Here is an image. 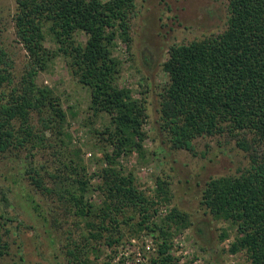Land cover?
Returning <instances> with one entry per match:
<instances>
[{
    "label": "trees",
    "instance_id": "16d2710c",
    "mask_svg": "<svg viewBox=\"0 0 264 264\" xmlns=\"http://www.w3.org/2000/svg\"><path fill=\"white\" fill-rule=\"evenodd\" d=\"M15 2L16 35L29 60L18 79L7 54L0 50V155L29 145L47 148L48 132L57 138L65 135L68 115L60 97L37 82L58 57H64L72 76L90 89L92 113L110 118V126L100 133L113 150L105 155L109 167L100 172L102 182L91 185L87 169L78 164L72 167L77 178L70 188L56 193L60 200L67 198L70 213L89 232L83 243L67 246L69 264H84L87 256L86 262L95 264L89 254H96L98 245L121 244L127 231L131 236L147 231L156 238L150 264H181L173 251L174 240L192 228L191 216L175 207L153 221L159 210H152L173 201L169 183L158 178L151 198L140 190L133 173L124 174L115 165L123 154L137 152L144 157L148 140L145 92L141 90V97L135 98L132 90L119 85L122 63L114 56L118 40L128 46L129 53L132 50L136 0ZM226 2L225 29L170 47L163 64L168 84L159 95L158 123L174 150L193 151L199 138L227 136L248 154L250 165L241 175L211 178L206 183L201 204L236 230L229 252H245L249 264H264V0ZM80 35L87 40L80 41ZM48 39L53 49L47 47ZM32 172L30 185L43 190L41 174ZM21 176L19 172L15 178ZM10 190L2 192L5 200L11 197ZM96 191L101 194L99 203L87 201V194ZM44 192L53 193L47 188ZM28 196L43 226L47 223L49 231L60 228L56 214L41 211L36 199ZM227 236L224 233L222 240ZM55 248L58 259L59 248ZM8 252L0 229V257ZM69 258L75 261L70 263Z\"/></svg>",
    "mask_w": 264,
    "mask_h": 264
},
{
    "label": "rangeland",
    "instance_id": "374dc122",
    "mask_svg": "<svg viewBox=\"0 0 264 264\" xmlns=\"http://www.w3.org/2000/svg\"><path fill=\"white\" fill-rule=\"evenodd\" d=\"M136 6L131 22L132 50L129 53L128 46L118 40L114 56L122 63L119 85L132 90L135 98L141 97V90L145 92L149 119L144 130L148 140L144 157L137 152L123 154L115 165L124 174L133 173L140 190L151 198L156 194L158 178L169 183L173 201L155 207L152 213L159 210V214L153 221L175 207L191 216L192 228L174 240L173 251L181 264L189 261L192 264H249L245 252L236 255L229 252L236 237L234 227L217 220L201 204L206 183L211 178L241 175L250 165L248 154L227 136L199 138L194 142L193 151L174 150L158 123L159 95L168 84L163 64L170 47L189 44L225 29L227 2L136 0ZM16 11L15 0H0V50L7 54L11 71L19 79L29 57L16 35ZM79 40L85 42L87 38L80 35ZM46 45L51 49L55 47L50 39ZM37 82L60 97L68 123L65 135L60 138L47 133V148L29 145L0 155V229L9 244V252L0 257V264H69L65 254L67 246L83 243L89 232L85 223L70 213L72 205L67 198L60 200L56 193L70 188L77 178L72 167L78 164L87 169L91 185L100 184L101 170L109 167L105 155L113 151L100 136L110 126V118L106 114L95 116L92 113L90 89L72 76L64 57L52 61L48 70L39 74ZM32 171L41 174L43 190L30 185V177L35 175ZM19 172L22 176L16 179ZM61 179L65 181L63 184ZM3 188L11 189L7 200ZM46 188L53 193L44 192ZM28 195L36 199L41 211L56 214L60 228L49 231L47 223L43 226L44 220L33 210ZM100 197V192L96 191L87 194L86 200L98 204ZM224 233L228 236L222 240ZM156 243V238L147 231L137 236L127 231L121 244L98 245L97 253L89 256L95 264H150L156 254ZM54 245L59 248L58 259ZM87 257L83 258L84 264H88Z\"/></svg>",
    "mask_w": 264,
    "mask_h": 264
}]
</instances>
